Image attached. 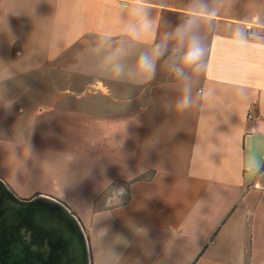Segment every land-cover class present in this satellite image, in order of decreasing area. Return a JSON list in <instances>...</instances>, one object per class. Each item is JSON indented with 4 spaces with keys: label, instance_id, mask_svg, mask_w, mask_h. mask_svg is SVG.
<instances>
[{
    "label": "crops",
    "instance_id": "0c3cea01",
    "mask_svg": "<svg viewBox=\"0 0 264 264\" xmlns=\"http://www.w3.org/2000/svg\"><path fill=\"white\" fill-rule=\"evenodd\" d=\"M208 2L198 14V0H143L153 31L136 42L121 35L128 0H0V78L11 73L0 81V165L3 155L17 181L0 176L17 192L32 149L86 155L91 264H264V0ZM188 15L207 54L187 82L196 100L180 111L182 83L163 60L147 82L133 72ZM119 46L116 78L105 57ZM51 119L67 126L66 149L41 143Z\"/></svg>",
    "mask_w": 264,
    "mask_h": 264
},
{
    "label": "water",
    "instance_id": "95a60500",
    "mask_svg": "<svg viewBox=\"0 0 264 264\" xmlns=\"http://www.w3.org/2000/svg\"><path fill=\"white\" fill-rule=\"evenodd\" d=\"M0 264H91L83 224L57 198H22L0 178Z\"/></svg>",
    "mask_w": 264,
    "mask_h": 264
},
{
    "label": "clouds",
    "instance_id": "9594fccd",
    "mask_svg": "<svg viewBox=\"0 0 264 264\" xmlns=\"http://www.w3.org/2000/svg\"><path fill=\"white\" fill-rule=\"evenodd\" d=\"M208 8V0H198V14L207 13ZM127 11L129 19L121 35L131 41L139 42L153 31V21L148 15L143 0H128ZM238 38L246 39L247 34L241 33ZM102 39L107 42L111 37H102ZM206 54L207 50L199 26L193 17L188 15L170 31L164 32L158 41L154 40L150 49L136 57L133 75L138 77L137 82H147L154 78L157 62L163 60L165 67L182 83L180 96L175 102V109L182 111L191 107L196 100L193 87L187 82L193 77H198L203 70ZM126 55V48L119 46L113 48L105 57L110 62L116 78L125 75L123 59ZM6 78H11L10 72L0 78V81ZM4 103L10 106V102Z\"/></svg>",
    "mask_w": 264,
    "mask_h": 264
},
{
    "label": "rangeland",
    "instance_id": "374dc122",
    "mask_svg": "<svg viewBox=\"0 0 264 264\" xmlns=\"http://www.w3.org/2000/svg\"><path fill=\"white\" fill-rule=\"evenodd\" d=\"M79 86L80 88L83 87L85 84H82V81H86V77H79ZM81 83V84H80ZM87 83V82H85ZM82 104V103H81ZM76 107V106H75ZM84 106L80 105V109H82ZM25 119L18 120L16 123L17 128L28 126L30 123L25 122ZM62 123V122H61ZM58 120H48L42 121L43 128L48 129V140H42L41 143H47L48 146L53 147H60L63 146V148L66 149V143L68 142L66 138L62 137L60 134L67 132L68 128L66 125L61 124ZM39 124H37L38 126ZM59 126V127H57ZM85 124L80 123L79 124V130L85 129ZM80 132V131H79ZM82 133V132H81ZM84 137V136H83ZM83 137H80L77 142L81 144V149H84L86 152V146L82 148L86 142V137L82 139ZM70 141V140H69ZM69 143V142H68ZM67 143V144H68ZM83 144V145H82ZM59 145V146H57ZM24 150V148H22ZM49 150V149H47ZM83 150H81L82 152ZM30 162H29V170H33V172L28 173V177L23 179L24 185L18 190L17 192L13 190L18 196L22 198H29L36 194L37 191H45L46 193H52V194H46L51 195L57 198L58 200L62 201L63 203L67 204L72 211L78 216L81 223L83 224V227L86 231L88 228L90 221H91V213L89 211V204L87 203V199H89L90 194L93 193V188L90 187L92 185L93 181L89 178L88 174V160L86 155L83 156H76L75 158H71L70 154L61 153L58 151H43L40 156L36 155L34 149L30 152ZM84 153V152H83ZM59 154L62 155L63 163L60 165L63 172L59 173L60 175H63L65 178H62V180L57 181L55 178V171L59 168L57 163L59 162L57 157H59ZM25 155L17 152L16 157V166H20L22 164V159ZM61 157V156H60ZM21 158V159H20ZM40 158H44L43 166L45 167L43 169V174L40 170L42 168V164L40 163ZM49 159H52L49 161ZM54 159L57 163L54 162ZM7 160L3 158V155H1V174H4L7 177H12L14 181H17L15 168L8 163H6ZM33 168V169H32ZM56 169V170H55ZM33 174V175H32ZM74 174V175H73ZM2 176H0L1 178ZM4 180V178L2 177ZM66 181H71L72 186L66 187ZM21 181L18 182V184L22 183ZM8 183V182H7ZM10 186V185H9ZM11 187V186H10ZM36 189V190H35ZM35 191V192H34ZM77 212V213H76Z\"/></svg>",
    "mask_w": 264,
    "mask_h": 264
},
{
    "label": "built area",
    "instance_id": "2783aa9c",
    "mask_svg": "<svg viewBox=\"0 0 264 264\" xmlns=\"http://www.w3.org/2000/svg\"><path fill=\"white\" fill-rule=\"evenodd\" d=\"M256 33H257L256 28H254L253 26L249 25V27H248V36L251 37V36H253ZM251 116L252 115L249 113L248 117L251 118Z\"/></svg>",
    "mask_w": 264,
    "mask_h": 264
},
{
    "label": "trees",
    "instance_id": "16d2710c",
    "mask_svg": "<svg viewBox=\"0 0 264 264\" xmlns=\"http://www.w3.org/2000/svg\"><path fill=\"white\" fill-rule=\"evenodd\" d=\"M74 212V211H73Z\"/></svg>",
    "mask_w": 264,
    "mask_h": 264
}]
</instances>
